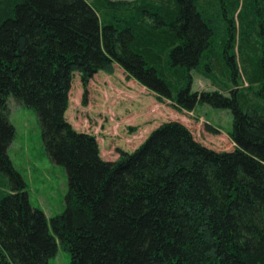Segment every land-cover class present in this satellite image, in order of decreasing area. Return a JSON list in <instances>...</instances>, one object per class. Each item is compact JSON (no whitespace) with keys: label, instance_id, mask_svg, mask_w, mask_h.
I'll return each mask as SVG.
<instances>
[{"label":"trees","instance_id":"1","mask_svg":"<svg viewBox=\"0 0 264 264\" xmlns=\"http://www.w3.org/2000/svg\"><path fill=\"white\" fill-rule=\"evenodd\" d=\"M115 66L175 109L229 111L233 148L169 121L104 160L65 113L75 75L85 89ZM9 97L67 174L49 221L7 154ZM57 246L70 264H264V0H0V264Z\"/></svg>","mask_w":264,"mask_h":264},{"label":"rangeland","instance_id":"2","mask_svg":"<svg viewBox=\"0 0 264 264\" xmlns=\"http://www.w3.org/2000/svg\"><path fill=\"white\" fill-rule=\"evenodd\" d=\"M192 90L212 88L194 75ZM68 99L67 121L75 130L93 135L101 157L107 161L116 160L119 150L133 152L151 131L169 121L185 125L194 139L206 147L217 151L233 148L228 137L232 125L229 111L208 105H198L191 112L175 109L128 79L117 66L110 73L99 71L85 89L75 75ZM7 105L8 120L14 128L8 157L26 183L30 204L39 208L49 221L64 211L68 191L66 171L48 158L34 111L11 97ZM47 264H70V255L57 246L55 256Z\"/></svg>","mask_w":264,"mask_h":264}]
</instances>
